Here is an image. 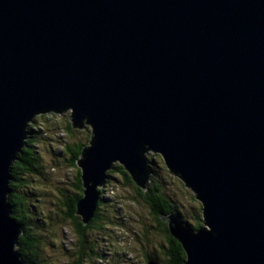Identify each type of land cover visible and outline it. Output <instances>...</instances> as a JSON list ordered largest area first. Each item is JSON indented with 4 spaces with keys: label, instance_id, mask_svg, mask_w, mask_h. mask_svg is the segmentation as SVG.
Instances as JSON below:
<instances>
[{
    "label": "water",
    "instance_id": "95a60500",
    "mask_svg": "<svg viewBox=\"0 0 264 264\" xmlns=\"http://www.w3.org/2000/svg\"><path fill=\"white\" fill-rule=\"evenodd\" d=\"M66 111L84 225L115 164L146 189L158 154L201 205L161 215L184 264H264V0H0V264H26L11 166Z\"/></svg>",
    "mask_w": 264,
    "mask_h": 264
},
{
    "label": "rangeland",
    "instance_id": "374dc122",
    "mask_svg": "<svg viewBox=\"0 0 264 264\" xmlns=\"http://www.w3.org/2000/svg\"><path fill=\"white\" fill-rule=\"evenodd\" d=\"M33 121L31 136L35 145L32 146V142L30 145L37 154L40 172L24 176L27 186H11L10 192L17 198L24 197L22 210L28 207L30 221L26 222L38 243L36 264H74L72 252L77 248V238L72 223L66 219L67 208L63 203L66 197L75 193L79 169L70 166L71 156L66 148L78 143L88 144L90 129L87 126L82 129L72 127L69 111L37 115ZM146 156L152 161L150 177L174 202L181 218L191 226L195 225V216L201 218V205L193 193L168 171L160 155L148 153ZM102 189L104 201L100 215L118 225L103 223L101 229L89 231L95 252L104 256L103 261L95 259V264H143L145 256L151 254L161 263L163 237L154 230L149 207L134 200L135 184L126 183L120 173L114 172L109 174L107 186ZM26 192H29L27 196Z\"/></svg>",
    "mask_w": 264,
    "mask_h": 264
},
{
    "label": "trees",
    "instance_id": "16d2710c",
    "mask_svg": "<svg viewBox=\"0 0 264 264\" xmlns=\"http://www.w3.org/2000/svg\"><path fill=\"white\" fill-rule=\"evenodd\" d=\"M35 121V120H34ZM33 121L32 125L28 127L30 131L29 139L26 142V147L22 149L20 155H18V160L15 161L10 170L11 186H21L26 187V181L24 180V176L33 173L40 172V163L37 162V154L31 147L30 143L32 142V146L35 145V139L32 138L31 133L34 132L35 122ZM34 144V145H33ZM85 146L83 143L74 144L72 146H67L66 151L68 152V156H71L70 166L77 167L76 161L80 156L82 147ZM33 154V155H32ZM32 156V157H31ZM79 169V168H78ZM152 171V168H151ZM120 173L126 183H134L130 176L125 172V170L118 164L114 165V168L108 172L110 173ZM109 177V175H108ZM151 180L148 181L146 189L140 188L135 183V197L134 200H140L145 203L153 216V221L155 223L154 230L163 237V246L162 249V261L161 263L157 261V257L148 255L145 256V260L143 264H147L149 261H154L157 264H184L185 254L181 247V245L169 234L168 225L161 220V215H168L170 213H176L178 215L179 211L174 202L166 197L162 192V187L158 182H155L151 177ZM150 182V183H149ZM107 186V180L106 184ZM104 186V187H105ZM75 193L73 196L69 198L66 197V201L63 203L64 207H66L65 216L66 219L72 223L74 234L77 238V248L73 250L72 257L75 259L74 264H95V259L104 260V256L100 252H95V247L93 243L90 241L89 231L92 229H101L102 224L105 225H118L115 221L109 220L105 216L100 215V207L103 198L98 202L97 208L95 210L94 216L91 221L84 225L80 217L75 214L77 201L82 196V184L80 179V169L77 170L76 181L74 183ZM29 192L25 193L27 196ZM22 196V193H19ZM103 195V189L101 190V197ZM17 198L13 193L9 194L8 203L10 205L11 216L22 226L23 233L19 238V253L21 254V258L26 264H36V248H37V240L32 235V232L28 228V223L30 218L27 215L26 210H22L25 205V199ZM201 210V209H200ZM181 217V216H180ZM185 221L183 218H181ZM28 223H27V222ZM196 224L191 226L192 228H198L201 226V218L200 216H195ZM186 222V221H185ZM200 222V223H199ZM103 263V262H102ZM106 264V263H105ZM128 264H139L137 263H128Z\"/></svg>",
    "mask_w": 264,
    "mask_h": 264
},
{
    "label": "clouds",
    "instance_id": "9594fccd",
    "mask_svg": "<svg viewBox=\"0 0 264 264\" xmlns=\"http://www.w3.org/2000/svg\"><path fill=\"white\" fill-rule=\"evenodd\" d=\"M26 122H27V121H26ZM31 124H32V123H31ZM31 124H30V125H31ZM30 125H29V126H30ZM24 131H26L25 127H24ZM28 132H29V136H30V131L28 130ZM29 136H28V139H29ZM28 139H27V140H28ZM27 140H26V142H27ZM25 145H27V144L25 143ZM25 147H26V146H25ZM19 155H20V154H19ZM82 170H83V169H82ZM10 190H11V189H10ZM208 231H211L210 227L208 228ZM194 235H195V234H194ZM11 250H12L13 253H14V251L16 250V249H15V246H14L13 244H12V248H11Z\"/></svg>",
    "mask_w": 264,
    "mask_h": 264
},
{
    "label": "bare ground",
    "instance_id": "6f19581e",
    "mask_svg": "<svg viewBox=\"0 0 264 264\" xmlns=\"http://www.w3.org/2000/svg\"><path fill=\"white\" fill-rule=\"evenodd\" d=\"M150 183V182H149ZM102 198V197H101ZM101 200V199H100ZM12 210V209H11Z\"/></svg>",
    "mask_w": 264,
    "mask_h": 264
}]
</instances>
